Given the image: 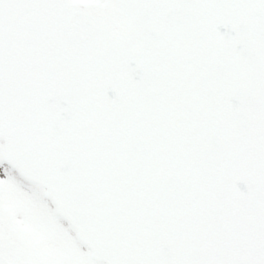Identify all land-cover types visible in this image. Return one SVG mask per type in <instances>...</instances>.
Instances as JSON below:
<instances>
[{"label": "water", "instance_id": "1", "mask_svg": "<svg viewBox=\"0 0 264 264\" xmlns=\"http://www.w3.org/2000/svg\"><path fill=\"white\" fill-rule=\"evenodd\" d=\"M105 8L0 0L9 164L97 262L264 264V0Z\"/></svg>", "mask_w": 264, "mask_h": 264}, {"label": "rangeland", "instance_id": "2", "mask_svg": "<svg viewBox=\"0 0 264 264\" xmlns=\"http://www.w3.org/2000/svg\"><path fill=\"white\" fill-rule=\"evenodd\" d=\"M36 188L8 168L0 156V258H12L20 264H32L40 258L47 264L50 255L64 264H90L80 257L84 252L71 228ZM15 233L22 237L23 244L16 243Z\"/></svg>", "mask_w": 264, "mask_h": 264}]
</instances>
